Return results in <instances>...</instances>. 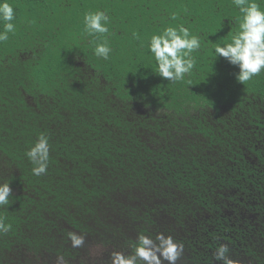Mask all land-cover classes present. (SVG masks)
<instances>
[{"label":"trees","instance_id":"16d2710c","mask_svg":"<svg viewBox=\"0 0 264 264\" xmlns=\"http://www.w3.org/2000/svg\"><path fill=\"white\" fill-rule=\"evenodd\" d=\"M9 3L0 183L12 192L0 215L12 228L0 234V264H111L140 233L183 243L177 264H220V243L234 264H264V71L242 84L212 52L237 29L231 0ZM97 10L111 20L108 60L83 31L84 13ZM179 23L202 47L191 75L173 83L155 72L147 44ZM40 133L50 163L37 177L24 153ZM69 232L85 236L82 248Z\"/></svg>","mask_w":264,"mask_h":264},{"label":"clouds","instance_id":"9594fccd","mask_svg":"<svg viewBox=\"0 0 264 264\" xmlns=\"http://www.w3.org/2000/svg\"><path fill=\"white\" fill-rule=\"evenodd\" d=\"M264 0H231L232 6L238 9L235 17L237 29L230 35L223 45L215 44L212 52L215 57L225 58L231 65L238 67L236 80L242 84L259 76L264 71ZM14 7L9 0H0V44L9 41L10 33L14 34L16 25ZM175 21L177 14H170ZM111 20L104 10L85 12L83 15V31L88 37H94L89 42L94 45L93 53L96 57L108 60L112 53L107 34L110 33ZM132 36L139 39L136 32ZM201 39L194 35L189 27L183 23L168 24L159 32L152 34L147 44V50L155 61V72L171 82L184 81L196 67L193 53L201 49ZM191 85V81H188ZM25 156L32 164V174L42 176L47 173L50 163L49 137L44 133L37 136L36 141L25 151ZM11 188L9 182L0 183V208L11 202ZM5 217L0 215V234L8 233L12 225L5 223ZM68 239L73 248H82L85 236L76 232H69ZM227 243H220L213 253V260L220 264H234L229 255ZM184 255V245L176 241L171 235L156 233L155 236L138 234L135 245L130 254L113 252L110 255L111 264H177ZM57 264H64L63 256H58Z\"/></svg>","mask_w":264,"mask_h":264},{"label":"rangeland","instance_id":"374dc122","mask_svg":"<svg viewBox=\"0 0 264 264\" xmlns=\"http://www.w3.org/2000/svg\"><path fill=\"white\" fill-rule=\"evenodd\" d=\"M92 254L95 255V256H97V258H99V257H98V256H99V252H97V251H93Z\"/></svg>","mask_w":264,"mask_h":264},{"label":"flooded vegetation","instance_id":"af4514ba","mask_svg":"<svg viewBox=\"0 0 264 264\" xmlns=\"http://www.w3.org/2000/svg\"><path fill=\"white\" fill-rule=\"evenodd\" d=\"M94 258H95V256H94ZM99 263V260L96 262V263H94V262H92L91 264H98ZM106 263V262H105Z\"/></svg>","mask_w":264,"mask_h":264}]
</instances>
